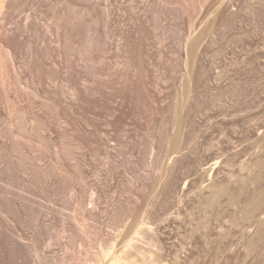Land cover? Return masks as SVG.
Listing matches in <instances>:
<instances>
[{"label":"rangeland","instance_id":"rangeland-1","mask_svg":"<svg viewBox=\"0 0 264 264\" xmlns=\"http://www.w3.org/2000/svg\"><path fill=\"white\" fill-rule=\"evenodd\" d=\"M39 2L18 16L52 48L42 7H98L99 39L106 15L109 50L71 63L109 75L41 73L54 104L12 72L0 87V264H103L105 249L130 264H264V0ZM108 77L124 90L92 88ZM182 127L190 148L174 151Z\"/></svg>","mask_w":264,"mask_h":264},{"label":"bare ground","instance_id":"bare-ground-1","mask_svg":"<svg viewBox=\"0 0 264 264\" xmlns=\"http://www.w3.org/2000/svg\"><path fill=\"white\" fill-rule=\"evenodd\" d=\"M40 0H0V87L1 89L3 90H6L9 82V78H11L9 76V73L11 74V72L13 73V75L15 76V81H16V84H20L22 83L23 79L25 80L24 81V86L23 88L25 89V91L30 92L32 94L30 95H33L35 97L38 98V96H40L41 94H39V92H43V94L45 93L48 94V101H52L53 104H54V101L55 99L57 100V96H55V93H53V91L50 89L48 90L46 87L45 89L42 88L44 86H40V84H42L41 82L43 81L42 77V74L45 72H47V77L49 78H52V79H63L64 81L68 82L67 80H69V78H71L72 76L75 77L77 80H80L79 78L81 77L80 75L82 74H79L78 71H74L75 69L73 68V65L71 63V57H77V56H81L83 60H85L86 62H91V61H94L96 59V57H99L101 55V53H104L105 51H107L106 49L107 48V40L105 38V35L107 34V28L109 26H107V22L105 20V17L106 15L104 16V13H101L100 15V19L102 21V28H103V35L101 36L102 38L99 39L98 37V30H97V26H98V21H99V15L97 14V8L98 7H95L94 5H91V6H88V7H85L86 10L83 11L84 14L80 13V11H77L75 9H73L72 7H74V5L72 6V4H69L68 6H66V10L64 12H62L61 14H59L58 17L54 16L53 14H51L50 12V8H48L47 11L43 12V9L45 7H42L40 10L42 11V15L41 16V19L43 20H46L49 25H47L49 27V30L51 31L50 33H52V35H54V41L53 43L55 42L56 43V47L52 48V46L50 47V44H49V38L47 35H38V31H39V25L36 23V22H33L31 21V14L30 15H25V16H18V13L22 14L24 12H28L30 10H38L39 7H40ZM56 2V1H55ZM58 2V0H57ZM53 3V2H52ZM68 3V2H66ZM81 4V3H80ZM53 5V4H51ZM66 5V4H65ZM86 5V4H85ZM49 6V4H48ZM76 6V5H75ZM101 6V5H100ZM53 7V6H52ZM46 9V8H45ZM109 9H111L109 7ZM53 10V8H52ZM33 11V12H34ZM35 11V12H36ZM40 11V12H41ZM26 12V13H27ZM31 12V11H30ZM31 12V13H33ZM110 12V11H109ZM56 13V11H55ZM111 13V12H110ZM34 14V13H33ZM36 16V15H35ZM54 17V18H51V17ZM16 19H18V26L15 27L13 24L16 23ZM36 19V18H35ZM22 21H26L27 24L26 25H22ZM24 22V23H26ZM31 22V23H30ZM45 22V21H44ZM17 24V23H16ZM10 25H12V28H9L11 27ZM210 25V24H209ZM14 26V28H13ZM30 26V27H29ZM212 26V25H211ZM107 27V28H106ZM209 27V26H207ZM213 27V26H212ZM27 28L35 33L36 37L32 38V39H26V41H23L21 39V37L24 35L25 36V32H28L27 31ZM206 28V27H205ZM214 29V28H212ZM205 31V30H204ZM119 32V31H118ZM207 32V31H206ZM211 32V31H210ZM121 33V32H120ZM201 33V32H200ZM125 34V33H123ZM202 34H204L202 32ZM210 34V33H209ZM119 35V34H118ZM201 35V34H199ZM121 36H122V33H121ZM124 36V35H123ZM202 36V35H201ZM206 36V34H205ZM107 37V35H106ZM203 37V36H202ZM24 38V37H23ZM123 38V37H121ZM126 37L124 36V39ZM197 38V36H196ZM123 39V40H124ZM25 40V39H24ZM122 40V41H123ZM197 40V39H196ZM41 41L42 43H44L46 49H44L43 51H41L40 53V50L36 47L38 44V42ZM52 41V40H51ZM127 41V39H126ZM195 41V39H194ZM201 41V39H200ZM107 42V43H106ZM192 42V41H191ZM197 42H199L197 40ZM128 43V42H127ZM130 44V43H129ZM128 44V45H129ZM128 45H125L126 48L127 47H130ZM194 46V45H193ZM123 47V46H122ZM189 47V46H188ZM190 47H192V45H190ZM125 48V47H124ZM123 49V48H122ZM128 49H131L128 48ZM135 49V48H134ZM138 49V47H137ZM109 50V49H108ZM125 50V49H123ZM136 50V49H135ZM134 50V51H135ZM128 51V50H127ZM131 51V50H129ZM137 52V51H135ZM132 53L134 54V52L132 51ZM137 55V54H136ZM24 56V63H21L20 60L22 59V57ZM57 56H60V60H62V58L64 57L65 58V61L62 62L60 61L59 59L56 61V58ZM135 56V55H134ZM133 56V58H134ZM41 57V61L39 62V58ZM42 57H44V59L42 60ZM120 57V56H119ZM136 57V56H135ZM138 57V55H137ZM136 57V59H137ZM45 58H51L53 59L52 60H47V61H51L53 62V65H54V62L56 65H58V67L56 68H52L51 66V70L46 68L45 65H47V63H45ZM127 58H129L127 56ZM132 57H130L131 59ZM132 58V59H133ZM78 59V58H77ZM80 59V58H79ZM98 59V58H97ZM126 59V58H125ZM129 59V60H130ZM135 59V58H134ZM135 59V60H136ZM134 60V61H135ZM23 61V60H22ZM46 61V62H47ZM60 61V62H59ZM74 61V60H73ZM99 61V60H98ZM126 61V60H125ZM128 61V60H127ZM78 62V61H77ZM81 63V62H80ZM131 63V62H130ZM133 63V62H132ZM131 63L130 67L133 66V64ZM127 64V63H126ZM129 64V62H128ZM127 64V65H128ZM102 65V64H101ZM22 66H25L24 68H26V72L22 71ZM55 66V65H54ZM105 66V65H104ZM99 67V68H94L92 70H89L90 73H92L93 75H95L98 71L99 75L101 74V77L102 75L103 76H106L108 72H106L107 68L106 67ZM129 66V65H128ZM109 67V66H108ZM134 67V66H133ZM132 68V67H131ZM47 69V70H46ZM85 69V68H84ZM43 70V72H41ZM45 70V71H44ZM86 70V69H85ZM80 72V71H79ZM84 72V70H83ZM96 72V73H95ZM111 72V71H110ZM119 72V71H118ZM42 73V74H41ZM81 73V72H80ZM90 73L88 72L89 74V77H90ZM97 73V74H98ZM126 73V72H125ZM76 74V75H75ZM87 74V72L84 73V75ZM87 74V76H88ZM91 74V75H92ZM111 74V73H110ZM119 74V73H118ZM49 75V76H48ZM82 76V77H85V76ZM109 75V74H108ZM107 75V76H108ZM124 75V74H122ZM127 75V74H126ZM80 76V77H79ZM86 76V78H87ZM191 76V75H190ZM13 77V76H12ZM46 77V76H45ZM81 77V78H82ZM88 77V78H89ZM124 77V76H123ZM126 77V76H125ZM48 78V79H49ZM100 78V77H99ZM119 78V77H117ZM14 79V78H12ZM47 79V78H45ZM73 80V78H71ZM125 79V78H124ZM11 80V79H10ZM22 80V81H21ZM70 80V81H72ZM52 80H50L49 82L51 83ZM76 81V80H75ZM87 81V80H86ZM93 81V80H92ZM185 81V80H184ZM19 82V83H18ZM47 82V80H46ZM45 82V83H46ZM53 82V81H52ZM56 82H58L56 80ZM73 82V81H72ZM94 82V81H93ZM96 82V81H95ZM94 82V83H95ZM124 82H127L126 80ZM44 83V84H45ZM48 83V82H47ZM49 83V84H50ZM71 83V82H70ZM77 83V82H76ZM129 83V82H128ZM13 83H11V86H12ZM43 84V85H44ZM73 84V83H72ZM122 85H124L125 87H127L126 83L123 84L122 82ZM198 85V84H197ZM14 86V85H13ZM12 86V87H13ZM16 86V85H15ZM20 86V85H19ZM22 86V85H21ZM39 86L41 88H39ZM48 86V84L46 85ZM69 86V85H68ZM71 86V84H70ZM74 86V85H73ZM129 86V85H128ZM137 87V85H135ZM134 86V87H135ZM186 87V86H185ZM20 88V87H19ZM49 88V87H48ZM76 88V87H75ZM78 88V87H77ZM93 89L96 88V90H99L100 92H104L105 89L107 88H112L114 89V91L116 90L117 92H122L124 90V87H121V83L117 80V79H114V78H107L106 80H100V81H97L95 83V86L92 87ZM132 88V87H131ZM234 88V87H233ZM9 89V88H8ZM7 89V91H8ZM22 89V88H21ZM91 89V90H93ZM122 90V91H121ZM236 90V88H235ZM239 90V89H238ZM80 91V89H79ZM82 91V90H81ZM80 91V92H81ZM90 91V90H89ZM135 91V90H132V92ZM218 91V90H217ZM4 92V91H1V93ZM6 92V91H5ZM4 92V93H5ZM83 92V91H82ZM84 94V93H82ZM186 92V91H185ZM191 92V91H189ZM134 93V92H133ZM187 93V92H186ZM61 93H59L60 95ZM78 94V93H76ZM185 94V93H183ZM189 94V93H187ZM186 94V95H187ZM38 95V96H37ZM44 95V97H46ZM135 95V94H134ZM185 95V96H186ZM64 96V94H63ZM233 96V95H232ZM57 97V98H55ZM79 97V96H77ZM134 97V96H132ZM183 97V96H182ZM236 97V96H235ZM81 98V97H80ZM124 98V97H123ZM46 99V98H45ZM185 99V97H184ZM182 99V100H184ZM60 100V99H59ZM185 101V100H184ZM183 101V102H184ZM60 102V101H59ZM57 103V102H56ZM185 103V102H184ZM48 104V103H47ZM57 105V104H55ZM59 105V104H58ZM187 105V104H186ZM191 106V105H190ZM55 107V106H54ZM184 107V106H183ZM59 108V107H58ZM88 122H86L87 124ZM185 127V126H183ZM179 128L178 132H177V135L174 136L172 138V149H174V151H178L179 148L181 147H186L188 148V143L191 142L188 140V138L186 137L190 131L188 126L187 128L185 127V129H187L188 131H185L187 132L186 133V136L185 134H183L181 131L184 129V128ZM77 131V130H76ZM184 132V131H183ZM184 132V133H185ZM192 132L194 133V131L192 130ZM192 133V134H193ZM190 134V133H189ZM190 134V135H192ZM189 135V136H190ZM24 136V135H23ZM185 136V137H184ZM193 136V135H192ZM190 136V137H192ZM17 137V136H16ZM19 137V136H18ZM21 138V137H20ZM26 138V137H25ZM29 138V137H28ZM27 138V139H28ZM23 139V138H22ZM190 139V138H189ZM81 140H83L81 138ZM80 140V141H81ZM191 140V139H190ZM30 141V140H29ZM79 141V139H78ZM82 143V142H81ZM100 143V142H99ZM101 144V143H100ZM191 144V143H190ZM99 145V144H98ZM102 147V146H101ZM190 148V147H189ZM183 150V148H182ZM180 151V150H179ZM105 152V151H104ZM107 152V151H106ZM108 154V153H107ZM59 156V155H58ZM210 170V169H209ZM213 170V169H212ZM12 237V236H11ZM10 242V241H9ZM15 242V241H14ZM17 242V241H16ZM126 242V241H125ZM129 242V240H128ZM131 242V241H130ZM127 243V242H126ZM13 244V243H12ZM2 245V244H1ZM17 245V244H16ZM125 245H128V244H125L124 243V247ZM3 246V245H2ZM131 246V244L129 245V247ZM5 247V246H3ZM112 247V246H111ZM12 248V247H11ZM21 248V247H20ZM121 248V247H120ZM128 248V247H126ZM6 249V248H5ZM10 249V248H9ZM13 249V248H12ZM16 249V248H15ZM112 249V248H111ZM21 250V249H20ZM104 250V249H103ZM106 250V249H105ZM103 253V255H101L103 259H108V261L104 260L105 262H107L106 264H130L132 262H129L128 258H123V255L122 257L117 254V255H114L115 253L112 254V251L111 250H106ZM125 250V249H124ZM123 250V251H124ZM121 251V249H120ZM1 252V251H0ZM17 252V251H16ZM21 252V251H20ZM115 252V251H113ZM119 253V250L117 251ZM2 253V252H1ZM6 253V252H4ZM22 253V252H21ZM20 253V254H21ZM122 253V252H121ZM120 253V254H121ZM23 254V253H22ZM1 255L0 254V261L1 260ZM18 255V254H17ZM5 256V255H4ZM21 256V255H20ZM125 256V254H124ZM18 257V256H17ZM5 258V257H4ZM100 258V259H101ZM16 259V258H15ZM19 259V258H18ZM22 259V257H21ZM126 261H125V260ZM5 260V259H4ZM3 260V261H4ZM20 260V259H19ZM102 260V259H101ZM128 260V262H127ZM103 261V264H105ZM98 262V260H97ZM4 263V262H3ZM24 263V262H23ZM101 264V263H99Z\"/></svg>","mask_w":264,"mask_h":264}]
</instances>
